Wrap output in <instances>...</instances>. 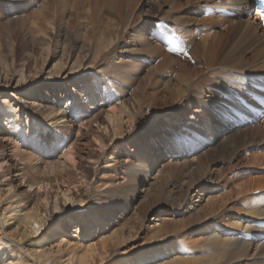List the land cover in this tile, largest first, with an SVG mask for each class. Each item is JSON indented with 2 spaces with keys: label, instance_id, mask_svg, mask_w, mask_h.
Masks as SVG:
<instances>
[{
  "label": "bare ground",
  "instance_id": "6f19581e",
  "mask_svg": "<svg viewBox=\"0 0 264 264\" xmlns=\"http://www.w3.org/2000/svg\"><path fill=\"white\" fill-rule=\"evenodd\" d=\"M263 11L43 0L0 16V264H264Z\"/></svg>",
  "mask_w": 264,
  "mask_h": 264
},
{
  "label": "rangeland",
  "instance_id": "374dc122",
  "mask_svg": "<svg viewBox=\"0 0 264 264\" xmlns=\"http://www.w3.org/2000/svg\"><path fill=\"white\" fill-rule=\"evenodd\" d=\"M28 3H27V2ZM43 0H23L22 1V3H21V7L20 8H18L17 9V12H13V11H11L10 12V10L8 9V11H9V15L10 16H8L7 15V12H6V6H7V4H6V2H4L3 3V5H0V16H2L3 18V20L5 19V20H7V19H14V20H17V19H21V18H23V16L25 17V16H29L30 17V15H32L35 11H37L38 10V8L40 7V4H41V2H42ZM255 3V0H253V4ZM25 6V7H24ZM31 6V7H30ZM23 8H25V9H23ZM21 9V10H20ZM23 10V11H22ZM19 13V14H18ZM19 17H21V18H19ZM258 22V21H257ZM2 36H4L3 35V33H2ZM4 42V41H3ZM54 64V61L52 60V61H48L47 62V65L45 66V68H46V72L49 70V68L50 67H52V65ZM38 97H36V99H37ZM260 151V149H258V148H255L254 149V152H256V153H258ZM165 152H168V151H166V150H163V153L161 154V155H165ZM167 156H169L170 157V155L168 154ZM162 156H160V158H161ZM169 157H167V158H169ZM166 158V159H167ZM180 158H182V157H180ZM178 159H179V157H178ZM159 161V160H158ZM213 194H215V195H217V196H220L221 194H223L222 192L220 193H217V192H214ZM144 237V236H143ZM57 238V237H56ZM254 261V260H253Z\"/></svg>",
  "mask_w": 264,
  "mask_h": 264
}]
</instances>
